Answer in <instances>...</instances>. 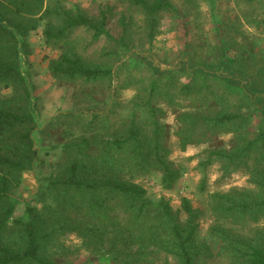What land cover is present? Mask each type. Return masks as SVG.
I'll use <instances>...</instances> for the list:
<instances>
[{
	"label": "trees",
	"instance_id": "trees-1",
	"mask_svg": "<svg viewBox=\"0 0 264 264\" xmlns=\"http://www.w3.org/2000/svg\"><path fill=\"white\" fill-rule=\"evenodd\" d=\"M127 1L149 16L184 19L192 61L225 66L264 94V49L256 39L264 37L257 7L264 0L225 7L216 0ZM202 2L211 8L204 11ZM108 14L93 20L67 9L65 0H0V264H63L70 252L64 238L72 233L109 264H205L220 255L229 264H264V102L205 72L179 68L146 77L141 62L128 75L88 63L78 31L91 35L83 40L88 47L102 38L115 44ZM40 23L57 53L55 82L88 88L72 94L73 105L61 113L45 111L23 71L19 43ZM36 134L43 142L46 134L53 138L62 154L39 178L33 205L17 193L25 175L45 165ZM221 135L233 136L229 148L206 151L202 166L242 173L252 188L212 196L216 252L199 241L202 212L189 199L174 210L149 199L136 180L159 173L163 189H174L181 175L171 160L174 147L186 152Z\"/></svg>",
	"mask_w": 264,
	"mask_h": 264
},
{
	"label": "rangeland",
	"instance_id": "rangeland-1",
	"mask_svg": "<svg viewBox=\"0 0 264 264\" xmlns=\"http://www.w3.org/2000/svg\"><path fill=\"white\" fill-rule=\"evenodd\" d=\"M228 2L230 4V0H216V4L221 7H225ZM202 3L204 11L211 8L209 2ZM65 6L71 11L79 9L93 20H100L102 14L109 13L106 28L116 40L115 44H110L105 38H102L92 47H88V42L84 41H90L91 35L82 30L78 31L75 39L90 64L114 67V72L122 69L123 74L128 75L131 72H136L138 63L141 62L142 66L143 64L147 65L146 77H150L154 73H163L179 68L205 72L230 79L237 87L243 89L245 96L252 99L254 103L264 102V94L254 92L247 82L241 80L239 76L231 74L225 66L197 63L189 58V36L186 35L185 21L181 17L170 14L149 16L142 7L133 5L127 0H65ZM257 7H259L258 12L263 10L260 13H262L261 19H264V2L259 3ZM252 31L255 34L258 33L257 30ZM250 33L252 32L250 31ZM44 35L45 27L40 23L37 29L22 40L20 39L19 50L23 71L35 87V96L41 98L45 111L50 114L61 113L73 105L72 94L86 92L88 88L80 84L73 85L69 82L57 84L55 82L50 69L52 62L57 58V53L53 47L46 45ZM210 37L212 41V36ZM261 38L256 39L260 42L259 47L264 49V37ZM106 50L114 51L113 57H106ZM131 93L130 90L125 91L123 97L129 98ZM66 102L68 103L65 104ZM168 122L173 123L172 117L168 119ZM41 125V129H43L46 124ZM35 137L45 165L40 170L36 169L27 173L23 186L17 193L20 200L25 203L32 202L33 205L40 186L39 178L50 175L52 164L62 154V149L56 146L58 143H53V138L47 134L44 136V142L41 135L36 134ZM232 139V135H221L212 143L189 148L186 152H181L173 146L171 160L181 175L172 190L163 189L162 177L159 173H152L146 179L136 180L147 190L149 199L155 202L165 200L174 210H180L182 200L189 199L193 207L202 212L199 241L211 245L216 252H218V246L209 232L216 222L212 212V196L217 192L252 188L247 176L242 173L224 172L222 165L218 163L206 168L202 166V162L206 158V151L227 149ZM174 140L173 138V145ZM24 206V204L20 205L18 214L21 215L24 212ZM181 217L184 219L185 214H182ZM64 244L70 252L69 255L62 258L63 264H109L102 262L92 252L82 248V241L73 233L66 235ZM205 264H229V257L220 255L207 260Z\"/></svg>",
	"mask_w": 264,
	"mask_h": 264
}]
</instances>
